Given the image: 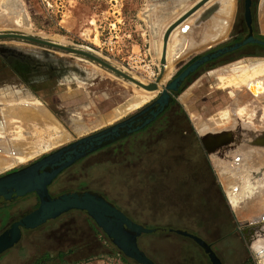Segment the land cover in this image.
<instances>
[{"label":"rangeland","instance_id":"rangeland-1","mask_svg":"<svg viewBox=\"0 0 264 264\" xmlns=\"http://www.w3.org/2000/svg\"><path fill=\"white\" fill-rule=\"evenodd\" d=\"M198 1L200 0H0V33H21L81 49H92V53L95 52L138 79L151 74L146 79L149 84L157 80V74L161 73L159 46L167 25ZM222 1L211 0L213 4L208 2L194 14V20L187 22L189 28H203L201 39L208 34L206 28L210 23L222 16V13L215 15L218 7L215 10L212 8L217 2L223 5ZM244 3L245 0L234 2L233 19L234 22L238 21L234 30L232 28L224 38L212 39L208 43L201 41V45L187 57H179L184 50L182 45L188 43V39H184V31L180 32L171 53L174 58L172 74L159 85V90L155 91L157 93L153 92L150 97L143 96L147 92L144 88L86 57L23 39H0V66L1 58L26 60L30 65L27 80L30 81L31 75L35 77L34 81L21 83L15 76L0 74V85L8 81L11 86H16L23 92L9 97L13 101H21L18 105H14V102L13 105H0V160L9 161L19 154L23 156L27 142L35 141L34 146L37 147L34 154L23 156L16 162L10 161L6 166L0 165V176L36 161L68 143L66 141L69 139L72 141L83 137L136 112L154 100L197 57L230 42L231 37L242 38L248 31ZM166 6L171 7L170 11ZM208 8L212 9L210 14L206 13ZM253 12L255 32L264 36V0H254ZM256 50L261 49L255 46L248 49L252 52ZM235 54L236 57L242 56ZM254 59L260 63L264 61V58ZM209 66L211 65L200 71ZM253 67L251 66L249 75L256 80L257 75L264 70L253 71ZM194 79L195 77L189 83ZM262 86L252 89L254 94H259V90L264 89ZM28 97L33 100H23L29 99ZM40 103L42 105H38ZM243 104L239 105V110L243 108L245 111L240 114L238 110L239 116L249 113L250 104L246 101ZM181 106L183 112L176 105L164 115L169 118L168 127L164 131L156 134L155 130H149L139 134L132 144H116L104 148L66 170L57 182L66 191H98L131 221L148 229V232L139 237L138 243L156 264H211L203 247L193 238L178 233V230L189 232L211 244L222 264H264V253L258 252L255 244H248L242 233L244 227H241L235 214H232V208H227V200L222 197V194L225 197L226 187L219 174L216 170H213L214 173L209 172L202 151H197V146L195 147L198 143L194 142L197 132L192 131L194 126L190 119V116L193 117L191 110ZM230 106L189 105V108L192 107V111L204 118L220 114L218 121L214 118L207 122L208 125L213 122L215 128L230 126L233 121L236 128L240 121L238 118L233 117L229 110L220 113ZM259 108H263V105L250 106L256 114L253 121L264 127V118L259 116L262 115V110ZM28 109L32 112H27ZM44 109L49 111L56 125H28L33 123L29 121L32 117L30 114L33 111L48 114ZM222 115H229L228 123H220V119L225 118ZM246 119L247 117L241 118L240 122L245 123ZM18 125L23 127V133L19 136L15 133ZM65 130L68 138L63 141L59 136ZM183 131L193 136L188 137ZM17 139H21V146H17ZM39 139L43 140L37 141ZM61 142L64 144L59 145ZM28 149L30 150L29 147ZM206 150L209 155L208 149ZM226 162L229 167L231 160ZM240 175L245 174H236V179L232 176L233 184L240 183ZM214 177L217 185L214 184ZM241 183L239 187H234L240 191V197L243 185L246 187L248 182ZM238 199L235 201L238 202ZM37 204L36 199L30 201L23 198L8 204L9 208L0 206V234ZM259 224L261 223H256ZM0 264L132 262L112 245L93 219L83 212L71 211L25 232L14 247L0 254Z\"/></svg>","mask_w":264,"mask_h":264},{"label":"water","instance_id":"water-1","mask_svg":"<svg viewBox=\"0 0 264 264\" xmlns=\"http://www.w3.org/2000/svg\"><path fill=\"white\" fill-rule=\"evenodd\" d=\"M209 1L210 0L198 1L166 28L163 34L161 75L165 69L164 65L167 61V45L173 30L190 16L195 14ZM244 6V16L249 27L248 34L238 41L211 50L192 61L166 85L159 97L151 104L145 106L137 113L122 121L79 138L27 166L0 176V200L3 198H9V195L6 192L7 190H10V192L15 191L14 198L24 196L30 192H36L40 199V204L35 211L14 222L12 227L0 236V254L18 243L22 235V227L33 229L70 210H81L90 215L96 221V223L105 231V233H107L111 240L126 256L134 259L140 264H156L140 248L138 243L139 236L144 232H148V229L141 224L131 221L124 212L118 209L112 202L108 201L102 194L93 191H85L52 196L49 192V185L61 171L72 165L76 160L81 159L89 153L115 142L128 134L142 129L149 124L159 116L174 99L172 91L179 90L186 78L204 64L226 54L236 52L251 44H257L264 47V39L255 36L253 31L251 10L252 0H245ZM0 39H23L61 52L78 54L106 67L116 75H119L148 91L159 90L158 82L160 78L150 84L142 83L132 75L119 69L101 56H98L89 50L21 33H0ZM177 232L189 236L199 243L209 254L213 264H222L219 257L204 239L186 231L178 230Z\"/></svg>","mask_w":264,"mask_h":264},{"label":"crops","instance_id":"crops-1","mask_svg":"<svg viewBox=\"0 0 264 264\" xmlns=\"http://www.w3.org/2000/svg\"><path fill=\"white\" fill-rule=\"evenodd\" d=\"M166 8H169L170 11L171 7L166 6ZM179 16L172 19L167 26ZM233 17L234 12L230 25L222 24L220 27L218 26L217 19H214L209 27L206 28L209 31L208 34H205L206 38L203 37L202 39L203 28L201 30L189 28L187 22H191L192 20L188 21V19L184 21V23H181L177 29L175 28V31L179 30V28L180 32L184 31V39H188V43L186 44L188 47L185 44L182 45L184 50L180 53L179 57L184 55L187 57L192 54L195 48L201 45V41L202 43L203 41L208 43L212 39L224 38L233 28ZM254 58L261 59L264 58V56H238L231 61L206 68L195 77L194 80L188 83L184 90L177 96V100L185 109L191 110L190 114L193 115V117L190 116V119L202 142L209 151L208 156L211 164H213V170L217 171L221 178L220 180L223 181L226 187L225 196L239 224L241 227H244V237L250 246L255 244V247L258 248V252L264 253V127L255 124L256 122L253 121V116L256 114L254 110L250 109L251 105H263V108L259 109L262 110V115L264 114V89L259 90V94L257 95L254 94L252 90L253 87L257 88L259 86L260 88L262 85L264 86V82H262L264 81V71L257 75L258 81L256 80L254 82V79H251V82H247L248 84L242 82L243 84L239 83L240 85L231 83V81L245 77L247 73L249 74V72H251V66L261 64L260 61H255ZM1 64L0 74H4L6 77L15 76L21 83L35 80L34 75L29 76L30 81L27 80L29 72L28 66L30 65L26 60L12 61L1 58ZM4 83L5 84L0 85V99H2V101L0 100V105H13V102L14 105H18L17 103L21 101H13V98L9 97L10 95L23 93L22 90L16 86H11V82L7 81ZM9 89L11 90L8 91ZM3 99H7V101H3ZM23 100L33 99L29 98ZM245 101L250 104L248 105L249 113L248 115L239 116L237 114L239 105H244L243 103ZM38 105H42V103ZM189 105H231L230 107H225L220 113L224 110H229L233 117L235 116L238 120L241 121V118L244 117H247V119L245 123L239 121L236 128L234 127L235 122L233 121L230 126H222L219 129L215 128L216 126L213 122L209 125L207 122H210V120L213 121L214 118L217 119L220 117V114L204 118L192 111L193 108H189ZM44 112H47V109H44ZM47 113L50 114L49 111ZM262 115L259 116L264 118ZM50 117L53 118L51 114ZM242 120L244 121V119ZM53 121L56 123L55 119H53ZM263 123L262 125L264 126ZM67 134L68 132L66 130L62 131L59 137L64 141L68 138ZM220 137H224L225 139L222 138V140ZM215 138L217 140H214ZM208 140L215 144L217 143L213 146L214 148L212 146L210 149L208 148L206 145ZM69 141H71V139L66 142ZM62 144H64V142H61L59 145ZM227 160H231V162H229L231 166L229 165V167L227 166ZM239 173L245 175L239 176V178L241 177L240 183L234 182L233 184V177L236 179V174ZM244 181L248 182V184L246 187L243 185L244 188L242 189V195L240 197V191L238 189L235 190L234 187L235 185L239 187L242 184L241 182ZM236 199H238V202L235 201ZM256 223L261 224L256 225Z\"/></svg>","mask_w":264,"mask_h":264},{"label":"flooded vegetation","instance_id":"flooded-vegetation-1","mask_svg":"<svg viewBox=\"0 0 264 264\" xmlns=\"http://www.w3.org/2000/svg\"><path fill=\"white\" fill-rule=\"evenodd\" d=\"M253 6H254V0H252V6H251V10H252V27H253V31H254V34H255V36H257V37H260L259 35H257V33L255 32V28H254V12H253ZM246 21V20H245ZM238 21H235L234 22V25H233V30L236 28H234V26H236V24H238L237 23ZM246 24H247V22H246ZM248 26V25H247ZM248 32H249V27H248V31H247V33L245 34V35H247L248 34ZM239 35V33L237 34V36ZM244 35V36H245ZM233 36V35H232ZM243 36V37H244ZM263 36V35H262ZM242 37V38H243ZM232 38V40L230 41V42H227V43H225V44H223V45H221V46H224V45H226V44H228V43H232V42H234V41H238V40H240V39H242V38H240V39H234L233 37H231ZM260 38H263V37H260ZM264 39V38H263ZM221 46H218V47H221ZM251 46H255V47H258V48H260L261 50V54L260 55H264V47L263 46H261V45H257V44H251V45H248V46H246V47H244V48H242V49H240V50H238V51H236V52H232V53H229V54H226V55H224V56H221L220 58H218V59H215V60H212V61H210V62H208V63H206V64H204L203 66H201L197 71H195L193 74H191L188 78H186V80L184 81V83L182 84V86L179 88V90H177V91H172V94H173V96H174V99L168 104L169 106L159 115V116H157L154 120H152L149 124H147L146 126H144L142 129H139V130H137V131H135V132H133V133H131V134H128V135H126L125 137H123V138H121V139H119V140H117V141H115V142H112V143H110V144H108V145H106V146H104V147H102V148H99V149H97L96 151H94V152H91V153H89L88 155H86L85 157H83V158H81V159H78V160H76L72 165H70V166H68L67 168H65L63 171H61L56 177H55V179L52 181V183L49 185V192H50V194L52 195V196H59V195H63V194H70V193H76V192H85V190L84 189H81V190H79V189H75L74 191H66V190H63V189H61V186H60V183H58L57 181H58V179H59V177L66 171V170H68L69 168H71V167H73L75 164H77V163H79V162H81V161H83L84 159H86V158H88L90 155H92V154H94V153H96V152H98V151H100V150H103L104 148H107V147H109V146H112V145H116V144H126V143H133L134 141H135V139H136V137L139 135V134H141V133H144V132H146V131H156V134H158V133H160L161 131H164L167 127H168V123H169V118L168 117H165L166 115V113L169 111V110H171L175 105H180L179 104V102H178V100H177V96L184 90V88L188 85V83H189V81L193 78V77H196L197 75H199L200 73H201V69H204L207 65H211V66H214V65H216L218 62L219 63H223V62H227V61H231V60H233L234 59V57H236V54L235 53H237L238 55H242V56H252V55H248V54H246V52H249L248 51V49L251 47ZM218 47H216V48H218ZM216 48H214V49H216ZM214 49H211V50H214ZM210 50V51H211ZM256 51H259V50H256ZM209 52V51H208ZM207 53V52H206ZM205 54V53H204ZM234 54H235V56H234ZM203 55V54H202ZM201 56V55H200ZM229 56V57H228ZM258 56V55H257ZM226 57H228V58H226ZM198 58V57H197ZM196 58V59H197ZM218 63V64H219ZM211 66H209V67H211ZM204 71V70H203ZM162 92V91H161ZM161 94V93H160ZM159 94V95H160ZM159 95L155 98V99H157L158 97H159ZM154 99V100H155ZM154 100H152L151 102H149V103H147L145 106H147V105H149V104H151ZM145 106H143V107H141L139 110H137L136 112H134V113H132V114H130V115H128V116H126L125 118H122V119H120V120H118L117 122H119V121H122V120H124V119H126V118H128V117H130L131 115H133V114H135V113H137L138 111H140L142 108H144ZM181 108H182V106H181ZM183 109V108H182ZM165 115V116H164ZM117 122H115V123H117ZM115 123H112L111 125H113V124H115ZM110 126V125H109ZM106 127H108V126H106ZM106 127H104V128H106ZM193 127V126H192ZM104 128H102V129H104ZM102 129H99V130H102ZM99 130H96L95 132H97V131H99ZM192 131L195 133V128L193 127L192 128ZM197 132V131H196ZM92 133H94V132H92ZM91 134V133H90ZM183 134H185V135H187L188 137H192L193 136V134H188L186 131H183ZM87 135H89V134H87ZM86 136V135H85ZM195 136H197V139H196V141H194L195 143H197V142H199L200 144H201V146H203V148H204V151L206 152V155H207V157H208V159H209V162H208V169H209V172L210 173H214L213 171H211V169H213L212 168V164H211V161H210V158H209V156H208V153H207V150H206V148H205V145H204V143L202 142V140H201V138H200V136L198 135V133H197V135H196V133H195ZM84 137V136H83ZM79 138H82V137H79ZM79 138H76L75 140H77V139H79ZM75 140H72V141H70V142H68V143H66V144H69V143H71V142H73V141H75ZM66 144H64V145H66ZM64 145H62V146H64ZM62 146H60V147H62ZM197 145H195V147H196ZM60 147H58V148H60ZM58 148H56V149H54V150H52V151H50L49 153H51V152H53V151H55V150H57ZM195 150V149H194ZM193 150V151H194ZM49 153H47V154H49ZM47 154H44L43 156H45V155H47ZM43 156H41L40 158H42ZM39 158V159H40ZM38 160V159H37ZM36 160V161H37ZM34 162V161H33ZM32 163V162H31ZM29 165V164H28ZM27 166V165H26ZM24 167V166H23ZM22 168V167H21ZM20 169V168H19ZM16 170H18V169H16ZM14 171V170H13ZM10 172H12V171H10ZM9 173V172H8ZM214 179H215V177H214ZM214 184L215 185H217V182H216V179L214 180ZM217 187V186H216ZM221 188V187H220ZM57 190V192H55V193H53L52 192V190ZM222 189V188H221ZM88 191H93V192H97V193H99L98 191H95V190H93V189H89ZM7 192V194L9 195V198H3V199H1L0 200V206H6V207H8V204H13V203H15V202H17L18 200H20V199H23V198H26V199H30V201L32 200V199H36V202H38V204L36 205V207H34L31 211H29L28 213H25L22 217H20L18 220H20L21 218H23V217H25V216H27V215H29V214H31L33 211H35L37 208H38V206H39V204H40V199H39V196L37 195V193L36 192H30V193H27V194H25L24 196H20V197H17V198H14V196H15V191H11L10 192V190H7L6 191ZM222 193V192H221ZM222 197L224 198V199H226L227 200V198H226V196L224 197V194H222ZM226 206H227V208L229 207V203H228V200H227V204H226ZM5 207V208H6ZM9 208V207H8ZM71 211H80V212H83L84 214H86V216H88L89 218H91V219H93L90 215H88L87 213H85L84 211H81V210H70V211H68V212H71ZM68 212H65V213H68ZM232 212V211H231ZM65 213H63V214H65ZM62 214V215H63ZM233 214V213H232ZM62 215H60V216H62ZM59 216V217H60ZM58 218V217H57ZM57 218H54V219H57ZM54 219H50V220H54ZM18 220H15L14 222H16V221H18ZM94 220V219H93ZM49 221V220H48ZM47 221V222H48ZM95 221V220H94ZM14 222L11 224V225H9L1 234H0V236L4 233V232H6L7 230H9L11 227H12V225L14 224ZM46 222V223H47ZM96 222V221H95ZM45 224V223H44ZM43 225V224H42ZM41 226V225H40ZM99 226V225H98ZM100 227V226H99ZM101 228V227H100ZM31 228H25V227H22V235H21V237H20V239H19V241L22 239V237H23V235H25V232H27V231H29ZM102 229V228H101ZM103 230V229H102ZM104 231V230H103ZM104 233H105V231H104ZM145 233V232H144ZM143 233V234H144ZM243 233V232H242ZM106 235H107V233H105ZM143 234H141V236H139V237H142V235ZM244 236V235H243ZM107 237H108V239L110 240V242L112 243V245H114V247H116L117 249H118V251H120L123 255H124V257L126 258V259H128L130 262H132V264H140V263H138L137 261H135L134 259H132V258H130V257H128V256H126L125 254H124V252L111 240V238L107 235ZM245 238V237H244ZM246 239V238H245ZM18 241V242H19ZM138 241H139V238H138ZM209 244V243H208ZM16 245V244H15ZM14 245V246H15ZM210 246H211V244H209ZM13 246V247H14ZM12 248V247H11ZM212 248V247H211ZM10 249V248H9ZM204 249V248H203ZM204 251H205V249H204ZM73 253V251L71 252V254ZM205 254L207 255V257H208V259L210 260V262H211V264H213V262L211 261V258H210V256H209V254L205 251ZM222 262V261H221Z\"/></svg>","mask_w":264,"mask_h":264},{"label":"bare ground","instance_id":"bare-ground-1","mask_svg":"<svg viewBox=\"0 0 264 264\" xmlns=\"http://www.w3.org/2000/svg\"><path fill=\"white\" fill-rule=\"evenodd\" d=\"M234 1L235 0H223L222 2H224V4L223 5H221V3H219V2H217V3H214V7L212 6V8L215 10L216 9V7H218V10H217V12H216V14L215 15H218V14H220V13H222V19H221V17L219 16V17H217V23H218V26L220 27L222 24L224 25H230V22H231V19H232V15H233V10H234ZM209 2H211V0L209 1ZM208 3V2H207ZM206 3V4H207ZM212 3V2H211ZM205 4V5H206ZM209 4V3H208ZM213 4V3H212ZM204 5V6H205ZM218 5V6H217ZM203 6V7H204ZM203 7H201L198 11H200V10H202L203 9ZM222 9V10H221ZM208 11L206 12L207 14L209 13H211V11H212V9L210 8H208L207 9ZM197 11V12H198ZM196 12V13H197ZM206 13H203L204 15L206 14ZM160 14V13H159ZM197 15V14H196ZM181 16V15H180ZM179 16V17H180ZM201 16V15H200ZM203 16V15H202ZM206 16V15H205ZM214 16V15H213ZM194 17H195V15L193 14L192 16H190L189 18H188V21H191V20H193L194 19ZM176 21V20H175ZM186 21V20H185ZM174 22V21H173ZM172 22V23H173ZM184 23V22H183ZM181 25V24H180ZM177 27H179V25L177 26ZM177 27H176V29H177ZM178 33H180V28H179V30H176L175 31V29L173 30V32H172V34H171V36H170V38H169V42H168V45H167V61H166V63H165V65H164V67H165V69H164V71H163V74L161 75V73H159V74H157L158 75V78H160V80H159V82H158V84L159 85H161V84H163L170 76H171V74H172V70H173V65H174V62H172V60H174V58L171 56V53L174 51V49H175V47L174 46H176V44H177V41H178ZM56 39H59V38H56ZM60 40V39H59ZM61 41V40H60ZM59 42V41H58ZM85 49H87V50H89L90 52H92V49H89V48H86L85 47ZM171 50V51H170ZM161 52L163 53V39L161 40V43H160V46H159V57L161 56V59H162V55H161ZM94 54H95V52H93ZM96 55H98V54H96ZM101 55V54H100ZM99 56V55H98ZM161 67H162V63H161ZM264 67V61H263V63H261L260 65H257V66H254L252 69H253V71H258V70H262V68ZM149 72V71H148ZM250 73V72H249ZM253 73V72H252ZM153 74H155V73H153ZM156 75V74H155ZM114 76V75H113ZM150 76H151V74H149V75H145L143 78H141V79H138L137 77H135L136 79H138L139 81H141L142 83H145V84H148V79H147V77L148 78H150ZM134 77V76H133ZM248 77V78H247ZM152 78V77H151ZM158 78H157V80H158ZM247 78V79H246ZM253 77L252 76H250L248 73H247V75L245 76V77H241V78H239V79H235L234 81H231V83L232 84H238L239 82H241V81H245V80H247V81H245V82H251V79H252ZM147 79V80H146ZM259 79V78H258ZM150 80H152V79H150ZM149 80V81H150ZM157 80H153V82H155V81H157ZM257 80V79H256ZM256 80H254V82L256 81ZM147 81V82H146ZM152 82V83H153ZM224 82V81H223ZM262 82H264V81H262ZM151 83V82H150ZM149 83V84H150ZM228 84H231L230 82H227ZM253 84H255V83H253ZM252 85V84H251ZM263 87V86H262ZM251 88V87H250ZM160 89H161V87H160ZM253 90H256V87H253L252 88ZM259 89V88H258ZM146 90V89H145ZM142 92V91H141ZM151 92V93H150ZM153 92H155V91H149L148 92V90H147V92H143L144 93V97H150V96H152L153 95ZM142 93V94H143ZM155 93H157V92H155ZM142 96V97H143ZM131 100H132V98H131ZM19 112H20V109L18 110ZM245 110L242 108V109H240L239 110V112H240V114H242L243 112H244ZM27 112H32V111H30V109H28V111ZM36 111H33V113L32 114H30V116H32L31 117V119L29 120L30 122H33L32 124L31 123H29L28 125H37V124H41L42 126H49V125H51L52 123H54V121H53V119L48 115V114H46V113H42V112H37V113H35ZM35 113V114H34ZM227 113V111L225 112V114ZM223 117H225V118H223V120L222 119H220L221 121H220V123H228V121L230 120V118H229V115H222ZM219 118V117H218ZM13 120V119H12ZM16 120V119H15ZM17 120H19L18 118H17ZM14 121V120H13ZM217 121H218V119H217ZM16 122H18V121H16ZM17 124V123H16ZM55 124V123H54ZM230 124V123H229ZM232 124V123H231ZM27 125V126H28ZM56 125V124H55ZM32 127V126H31ZM20 128V129H19ZM1 129L2 128H0V131H1ZM22 129H23V127L21 126V125H18V129L16 130L15 129V133L19 136L20 134H22L23 133V131H22ZM45 130V129H44ZM56 130V129H55ZM26 132L28 131V130H25ZM30 131V130H29ZM49 133V132H48ZM52 134H54V133H52ZM48 135V134H47ZM36 136V135H35ZM38 136V135H37ZM50 136V135H49ZM62 137V136H61ZM221 139L222 138H224V137H220ZM227 138V137H226ZM52 139H54V138H52ZM225 139V138H224ZM18 140V145L17 146H21L20 144V140L21 139H17ZM41 140H43V139H39V140H37V141H41ZM211 140V139H210ZM210 140H208L207 142H206V145L208 146V148L210 149L211 148V146L213 147V146H215L216 144L214 143V142H210ZM214 140H217L216 138L214 139ZM223 140V139H222ZM221 140V141H222ZM52 140H50V142H51ZM54 141V140H53ZM213 141V140H212ZM50 142H48V143H50ZM20 143V144H19ZM22 143H24V141L22 142ZM219 143V142H218ZM26 145H27V148H26V152H25V154L23 153V156H26V155H28V154H34L36 151H37V147L36 146H34L35 145V141L32 143V142H27L26 143ZM43 146V145H42ZM42 146H40V148L42 147ZM48 146V145H47ZM28 147L30 148V150L28 149ZM214 148V147H213ZM28 149V150H27ZM15 151H13V153H14ZM16 154L17 153H19V152H15ZM16 154H14V155H16ZM20 155V154H19ZM17 155L15 158L14 157H12L9 161H1L0 160V165H2V166H6L8 163H10V161L11 162H16L17 160H21V158H23V156L22 155Z\"/></svg>","mask_w":264,"mask_h":264},{"label":"trees","instance_id":"trees-1","mask_svg":"<svg viewBox=\"0 0 264 264\" xmlns=\"http://www.w3.org/2000/svg\"><path fill=\"white\" fill-rule=\"evenodd\" d=\"M257 35H258V34H257ZM259 36L264 38V36H262V35H259ZM246 54H248V55H260V54H261V51H255V52L249 51V52H246ZM175 106H176V105H175ZM177 106H179V111H180V112H183V109L181 108V105H177ZM198 150H201V151H202V153H203V158H205L206 161H207V163H208V162H209V159H208V157H207V155H206V153H205L203 147L201 146V144H200L199 142L197 143V151H198ZM211 171H213V169H211Z\"/></svg>","mask_w":264,"mask_h":264}]
</instances>
